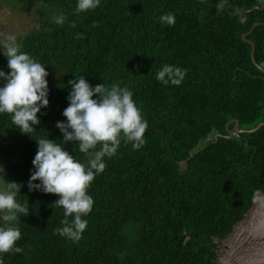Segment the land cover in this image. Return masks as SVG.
<instances>
[{
	"label": "trees",
	"instance_id": "1",
	"mask_svg": "<svg viewBox=\"0 0 264 264\" xmlns=\"http://www.w3.org/2000/svg\"><path fill=\"white\" fill-rule=\"evenodd\" d=\"M219 2L100 0L76 15L77 0H0L36 9L38 29L18 42L49 73V105L30 136L0 114L1 184L20 183L17 201L29 203V215L16 225L23 252L0 255L3 264H217L213 240L230 234L264 189V126L228 137L233 120L240 130L264 121V73L241 38L259 23L246 39L264 69V9L247 13L244 23L238 15L264 0H227L218 13ZM169 12L175 24H161ZM61 13L62 26L52 19ZM165 64L187 69L179 86L156 80ZM0 70L9 72L1 50ZM79 76L93 87L127 86L148 128L142 148L122 142L114 157L104 158L105 170L88 189L95 203L82 217L87 229L74 242L54 234L64 219L52 205L58 197L30 192L27 184L35 140L62 143L56 123H66L68 82ZM63 147L86 162L77 144Z\"/></svg>",
	"mask_w": 264,
	"mask_h": 264
},
{
	"label": "clouds",
	"instance_id": "2",
	"mask_svg": "<svg viewBox=\"0 0 264 264\" xmlns=\"http://www.w3.org/2000/svg\"><path fill=\"white\" fill-rule=\"evenodd\" d=\"M226 4L227 0H220L216 5L217 12L225 9ZM99 6L100 0H77L75 14ZM52 19L62 26L67 17L61 13ZM159 20L161 24L172 26L175 15L169 12ZM71 26L75 27V23ZM92 26L99 25L94 21ZM76 38L83 39L84 36L76 34ZM0 50L7 58L9 69L8 73L0 70V80L4 81L0 86V114L9 115L12 124L22 134L29 135L41 122L38 113L49 105V73L42 63L22 51V45L13 34L0 31ZM186 72L187 69L165 64L157 71L156 80L165 86H179ZM68 84L71 88L67 97L69 103L62 113L66 123H56L63 135L62 143L48 137L35 140L38 147L32 161L34 171L27 187L30 192L40 191L58 197L52 205L64 210V219L62 227L56 228L54 234L75 242L87 229L88 221L82 217L91 213L95 203L88 189L96 175L105 170L104 158L114 157L122 142L131 144L133 150L142 148L148 122L127 86L113 83L109 87L104 84L93 87L84 76L75 77ZM68 142L77 144L86 162L79 161L65 150L63 145ZM20 189L21 184L14 181H6L0 186V220L4 222L0 226V255L23 252L22 247H16L21 239V231L16 225L21 215H29V203L17 201ZM0 264H3L2 259Z\"/></svg>",
	"mask_w": 264,
	"mask_h": 264
},
{
	"label": "rangeland",
	"instance_id": "3",
	"mask_svg": "<svg viewBox=\"0 0 264 264\" xmlns=\"http://www.w3.org/2000/svg\"><path fill=\"white\" fill-rule=\"evenodd\" d=\"M38 27H39L38 14L35 8L30 10L29 9L22 10L16 7H12L10 5H1L0 3V31H6L10 34H13L19 40L28 32L38 29ZM1 53H3L2 50ZM2 171H3V160L0 158V186H2L1 184ZM244 233L245 231H243V229L239 230V235L242 236L244 235ZM241 236L239 240L240 242L239 241L238 242L240 245L239 247L243 248L246 241L241 240ZM235 239L236 238H234L233 240ZM215 241H217V243L219 244V246L217 247V264H218V260L223 258L224 253L227 254V256L234 255L237 253L238 244L230 245L228 243V239H226V241H218V240ZM243 250L244 249H241V251ZM250 250L251 252L253 251L252 249Z\"/></svg>",
	"mask_w": 264,
	"mask_h": 264
},
{
	"label": "water",
	"instance_id": "4",
	"mask_svg": "<svg viewBox=\"0 0 264 264\" xmlns=\"http://www.w3.org/2000/svg\"><path fill=\"white\" fill-rule=\"evenodd\" d=\"M264 9V4H262L261 6H254L252 7L250 10L246 11L244 14H238L239 15V18L242 19V22L244 23L245 20H246V14L249 13V12H252L253 10H263ZM235 16H237V14H234ZM259 25V23H256V24H253V26L251 27V29L249 30L248 33H245L241 36L242 40L247 42L248 44L251 45V52H250V58H251V61L252 63L255 65L256 68H258L262 73H264V69L259 67L257 64H255L254 62V45L246 39V37L253 31V29ZM232 121H230L229 123H231ZM228 123V124H229ZM233 123H234V131L233 132H230L228 131V137L230 138L231 136L233 135H237L239 133H253V132H256L257 130H259L262 126H264V121L259 123L256 127H254L253 129H249V130H240L238 129V122L236 120H233ZM228 124L226 125V127L228 126ZM264 203V189L259 193V195L257 196L256 200L254 201V203L252 204L251 208L249 209V211L245 214L244 218L239 221L236 225L233 226L232 228V231L230 232V234H228L227 236H225V238L223 239H214L213 242L217 245V247L219 246V244L217 243V241L215 240H218V241H226V239H228V243L230 245H233L234 244V238L239 235V230L243 229V231H245V236H248V234H250V232L248 231V229L250 227H258L260 225V223L262 221H259L255 224H252V217L254 215V212L257 210V207L258 206H261L263 205ZM263 210V209H262ZM264 225V223H262ZM243 227V228H241ZM254 228V229H255ZM263 228V227H261ZM252 234V233H251ZM250 239V237L248 238ZM246 241V240H245ZM246 244V243H245ZM241 249L242 247H238L237 249V253L239 254L241 252ZM236 252V251H235ZM236 253V254H237ZM227 256V254L224 253L223 255V258L222 259H219L218 260V264H223L222 263V260ZM229 257L230 259H233V255H229L227 256Z\"/></svg>",
	"mask_w": 264,
	"mask_h": 264
},
{
	"label": "bare ground",
	"instance_id": "5",
	"mask_svg": "<svg viewBox=\"0 0 264 264\" xmlns=\"http://www.w3.org/2000/svg\"><path fill=\"white\" fill-rule=\"evenodd\" d=\"M258 220L262 222L256 228L250 227L248 229V231L250 232L248 236L237 235L235 237L236 239L234 240V244H238V247L240 246L239 245L240 236H241V240L244 241L246 240V244L242 248L244 250L241 251L239 254L238 253L234 254L233 259H230L229 257L226 256L222 260L223 264H264V225L262 224L264 223V203L263 205L258 206L257 210L254 212L251 225L257 223ZM249 237L250 239H248ZM250 249H252L253 251L251 252Z\"/></svg>",
	"mask_w": 264,
	"mask_h": 264
},
{
	"label": "flooded vegetation",
	"instance_id": "6",
	"mask_svg": "<svg viewBox=\"0 0 264 264\" xmlns=\"http://www.w3.org/2000/svg\"><path fill=\"white\" fill-rule=\"evenodd\" d=\"M215 244V243H214ZM216 247H217V245H216Z\"/></svg>",
	"mask_w": 264,
	"mask_h": 264
}]
</instances>
